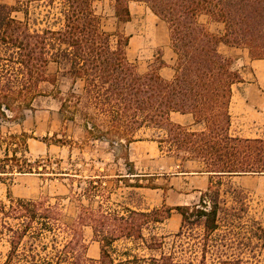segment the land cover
Instances as JSON below:
<instances>
[{
    "label": "trees",
    "instance_id": "obj_1",
    "mask_svg": "<svg viewBox=\"0 0 264 264\" xmlns=\"http://www.w3.org/2000/svg\"><path fill=\"white\" fill-rule=\"evenodd\" d=\"M108 1L119 22L130 21L128 5L138 2L166 24L170 48L176 55L173 78L167 81L159 75L158 70L164 66L161 57L155 67L140 74L126 56L128 37L102 29L94 0H29V5L38 3L49 9L58 4L59 26L45 29L30 27L28 10L20 21L12 16L11 7L0 4V112L2 107L29 108L40 95L41 83L54 84L56 77L46 75V67L52 62L63 78L82 83L79 95H68L75 100L73 107L66 101L61 104L71 121L76 114L83 121H108L91 123L88 128L100 133L96 139L107 141L111 136L114 140L109 145L121 143L123 147L141 140L139 133L151 131L155 136L150 141L162 154L174 156L181 163H201L202 172L212 178L210 186L200 204L191 206L124 209L122 214L104 212L100 206L95 211L80 206L70 225H62L61 210L46 200H11L4 214L17 225L7 228L9 251L3 264H181L173 252L149 258L132 256L118 263L114 258L118 241H141L149 250H160L162 242L156 236L147 241L143 231L163 223L173 209L182 217L175 237L182 236L185 226L202 230L200 240L180 254L186 264H245L242 253L221 256L222 251L221 257L208 263L214 248L210 236L219 228L216 203L220 191H212L213 179L264 175V141L230 133L232 89L242 78L234 61L221 55L218 47L244 48L252 60H264V0ZM200 15L223 23V34L210 33L199 22ZM171 113L191 115L195 128L172 123ZM126 166L133 172L128 159ZM128 176L125 182L134 180L130 188L150 187L139 182L148 181L145 178L132 177L134 173ZM207 196L212 202L209 209L202 205ZM84 228L92 230L99 244L97 261L86 257ZM59 229L69 237L62 245L56 240ZM258 232L260 235L253 238L264 250V229L260 225ZM46 236L50 240L44 244ZM251 242L250 238L246 246ZM219 247L229 246L224 240ZM249 255L255 258V253Z\"/></svg>",
    "mask_w": 264,
    "mask_h": 264
},
{
    "label": "rangeland",
    "instance_id": "obj_2",
    "mask_svg": "<svg viewBox=\"0 0 264 264\" xmlns=\"http://www.w3.org/2000/svg\"><path fill=\"white\" fill-rule=\"evenodd\" d=\"M28 1L0 0V4L11 7L12 16L20 21L24 20V11L28 10L30 27L33 29L59 26L60 23L56 21L59 17L57 3L49 9L38 3L29 5ZM93 5L101 18L102 29L105 32L111 34L119 32L128 39L134 38L131 44L128 43L126 56L140 74L156 66L161 52L151 44L149 30L151 31L152 26H157L158 21L148 10L131 8L129 9L130 21L122 23L115 18L110 1L94 0ZM150 61H152L151 64ZM46 75L50 78L56 77V82L41 83L38 86L40 95L33 100L29 108L18 109L14 106L13 110H6L2 107L0 112L3 114V116L0 114V264L5 262L9 251L7 228L17 225V221L4 214L9 211L11 200H46L50 205H56L61 210L62 225H70L73 222L80 206L90 207L94 211L100 206L104 212L120 214L125 211L124 209L144 210L148 207L145 194L129 187L134 181L125 182L124 179V182L119 184L118 179L113 177L123 163L118 159L126 161L129 157L128 150L124 151L121 143L109 145L111 140H114L111 136H107V141L96 139L100 133L88 128L91 123L106 124L108 121H83L78 114L71 121L68 118L69 114L62 111L61 104L64 101L68 107H73L75 100L70 99L68 95L70 93L79 95L82 91V83L79 81L73 83L68 77L63 78L60 73H57V66L52 62L46 67ZM237 102L235 91L231 99V113H234ZM67 110L72 111V109ZM32 121H56L57 124L53 128L52 135L48 137L36 131L33 134ZM261 123L258 122L260 138L255 139L264 141V123ZM236 127L233 124L230 128V133L234 136H238ZM154 136L155 134L151 131L138 135L143 141H150V138ZM45 146L46 150H43ZM149 153L150 150L147 149L146 154L149 155ZM168 157L180 161L174 156ZM140 164L142 171L148 173L173 172L168 169L167 164H158L156 158H142ZM35 174L41 175L45 180L38 196L35 198L12 197L8 189L11 181L18 176L29 178ZM154 179L145 178L143 180L148 181L141 183L148 187L153 186ZM168 183L160 180L157 185L160 184L159 186L163 188ZM214 190L220 191V197L216 203L219 228L210 236V243L214 245V248L213 253L208 256V263L216 257L242 253L245 264H264V250L258 240L253 238L255 235H260L258 225L264 229V175L213 179L212 191ZM206 192L207 190L202 192L201 196ZM200 198L195 204H200ZM153 199L159 201L160 198L155 196ZM209 199L208 196L204 198L202 204L206 209L212 205ZM168 202L173 204L176 201L174 197H171ZM184 228L182 236L175 237L174 235L180 229L168 235L160 230V226H149L143 231V235L147 241L150 237L156 236L162 242L160 250H149L141 241H118L114 244V258L118 263L132 256L149 258L159 257L161 253L173 252L176 253L179 263L186 264L180 258V254L191 248L196 240H200L202 230L190 226ZM250 238L252 242L247 247L246 243ZM67 239H69L68 235L59 229L56 233L58 245L64 244ZM83 239L87 248V259L97 261L100 248L94 241L90 228L83 229ZM49 240L50 237L46 236L43 243H48ZM224 240L229 247L220 248L219 244ZM251 253H255L254 259L250 258Z\"/></svg>",
    "mask_w": 264,
    "mask_h": 264
},
{
    "label": "crops",
    "instance_id": "obj_3",
    "mask_svg": "<svg viewBox=\"0 0 264 264\" xmlns=\"http://www.w3.org/2000/svg\"><path fill=\"white\" fill-rule=\"evenodd\" d=\"M138 5H143L144 7L141 8ZM128 7L129 9L133 8L134 10L141 11L145 8L150 12L143 3L130 2ZM153 17L157 19L158 25L152 26L151 31L149 30V36L151 37V44L153 47L160 50V57L164 62V66L158 70V73L162 79L170 81L174 75L173 65L176 60V55L170 48L166 24L156 16L153 15ZM198 20L210 33L218 36L223 34V23L211 21L206 15H200ZM133 39V37H130L129 44L133 42ZM218 51L224 57L231 58L234 61V67L239 70L242 78V82L234 85L232 89V98L236 91L238 102L234 109V113H231L232 109L230 103V128L235 124L237 126L236 135L239 137L252 139L260 138L258 134V122L264 123V60H252L249 57L248 50L244 48L228 47L221 44L218 47ZM151 63L152 61H150V64ZM170 120L174 124L195 128L194 120L191 115L171 113ZM32 124L33 134L36 131L49 137L52 135L53 128L57 123L56 121H32ZM40 149H42V147H40ZM147 149L150 150L149 155L146 154ZM43 150H46V146ZM127 150L129 153L128 162L132 163L133 172L129 171L130 167L126 166L125 159L120 158L118 160H122L123 162L121 163V169L114 173L113 177L118 179L119 184L124 182V178H130L128 176L130 173H134L132 177L136 178H155L153 180L154 185L149 188H131L145 194L148 207L144 210L150 211L154 208H160L163 205L169 208H175L195 204L199 200L202 192L206 191L210 186L212 178L202 172L203 165L201 163L197 161H185L181 163L164 154L162 155L158 145L153 141H134L130 143L128 147H124V151ZM146 157L151 159L156 158L158 164H167L168 169L173 172L163 174L142 171L140 161L142 158L145 159ZM160 180L169 183L162 188L159 186L161 183L157 185ZM130 181L134 180L132 179L129 180V182ZM139 182H142V180H139ZM44 183L45 180L39 174H35L33 177L29 178L18 176L11 181L8 189L12 197L35 198L40 193V189ZM155 196H159V201L153 199ZM171 197H174L176 201L173 204L168 202ZM181 222V215L173 209L169 218L158 226H160V230L164 234L169 235L180 229Z\"/></svg>",
    "mask_w": 264,
    "mask_h": 264
}]
</instances>
